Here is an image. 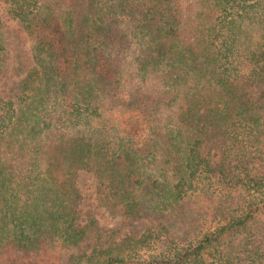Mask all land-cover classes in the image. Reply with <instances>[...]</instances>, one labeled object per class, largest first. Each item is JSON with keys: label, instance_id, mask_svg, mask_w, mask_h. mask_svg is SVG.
<instances>
[{"label": "trees", "instance_id": "16d2710c", "mask_svg": "<svg viewBox=\"0 0 264 264\" xmlns=\"http://www.w3.org/2000/svg\"><path fill=\"white\" fill-rule=\"evenodd\" d=\"M3 1L0 264H264V0ZM82 170L150 226L100 243Z\"/></svg>", "mask_w": 264, "mask_h": 264}, {"label": "rangeland", "instance_id": "374dc122", "mask_svg": "<svg viewBox=\"0 0 264 264\" xmlns=\"http://www.w3.org/2000/svg\"><path fill=\"white\" fill-rule=\"evenodd\" d=\"M186 15H192L197 8V0H181ZM5 10V3L0 0V13ZM17 22L10 21L0 28V36L3 37L4 42L10 50L7 57V62L1 67L0 72V93L1 90H9L17 82L15 75L14 64L20 59L17 56L22 50V47L29 51L31 41L26 36L25 32L20 29ZM209 146L203 147V151H207ZM78 187L80 190V204L79 214L82 222H87L90 219L95 221L97 234L100 243L109 245L112 242L121 241L128 233L143 231L144 228L150 226L148 222H131L125 220L122 213L114 210L111 205L103 199L105 194V187L100 182L99 178L91 172L86 170L80 171L77 178ZM100 228V232L98 231Z\"/></svg>", "mask_w": 264, "mask_h": 264}]
</instances>
